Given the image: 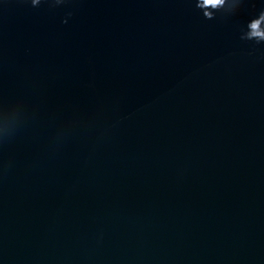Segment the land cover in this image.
Wrapping results in <instances>:
<instances>
[{
  "label": "water",
  "instance_id": "1",
  "mask_svg": "<svg viewBox=\"0 0 264 264\" xmlns=\"http://www.w3.org/2000/svg\"><path fill=\"white\" fill-rule=\"evenodd\" d=\"M199 2L0 0V264H264V0Z\"/></svg>",
  "mask_w": 264,
  "mask_h": 264
},
{
  "label": "clouds",
  "instance_id": "2",
  "mask_svg": "<svg viewBox=\"0 0 264 264\" xmlns=\"http://www.w3.org/2000/svg\"><path fill=\"white\" fill-rule=\"evenodd\" d=\"M32 4L34 5L36 3V0H31ZM202 3L204 6H212L215 7L217 5H221L224 3V0H202ZM197 7L200 9L201 4L199 0H197ZM203 15L206 18L208 17L207 13H203ZM260 19H253L249 22L248 27L251 29V32L249 34V38L255 37L258 38L259 40H264V31L260 30V23L264 21V12H261L259 14Z\"/></svg>",
  "mask_w": 264,
  "mask_h": 264
}]
</instances>
